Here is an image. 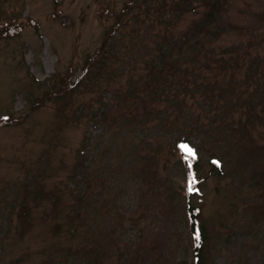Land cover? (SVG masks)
<instances>
[{"label": "rangeland", "instance_id": "374dc122", "mask_svg": "<svg viewBox=\"0 0 264 264\" xmlns=\"http://www.w3.org/2000/svg\"><path fill=\"white\" fill-rule=\"evenodd\" d=\"M125 1H2L4 13L34 24L0 39V116L20 115L49 89L56 70L65 74L69 63L80 66L102 50L71 96L62 91L21 124L0 128V264H187V227L173 190L183 169L170 151L182 135L200 147L202 175L210 155L225 159L222 174L207 175L192 198L208 226L207 264H264V69L253 77L239 59L248 53L256 64L264 60V0H219L211 28L218 36L202 31L187 46L178 32H189L216 0L141 1L108 35L111 24L98 11L118 12ZM162 54L177 69L165 71ZM182 56L223 58V68L192 71ZM233 56L240 66L228 72ZM104 64L109 78L96 73ZM142 199L144 218L131 223ZM162 225L166 242L157 238ZM138 227L144 240L134 237Z\"/></svg>", "mask_w": 264, "mask_h": 264}, {"label": "trees", "instance_id": "16d2710c", "mask_svg": "<svg viewBox=\"0 0 264 264\" xmlns=\"http://www.w3.org/2000/svg\"><path fill=\"white\" fill-rule=\"evenodd\" d=\"M2 1L3 0H0V8L2 7ZM141 1H146V0H139V1H137V0H126L123 3V6L121 7L120 11H118V12H114L112 8L108 9V7L98 11V14L101 16L100 17L101 20L104 23L110 22V24H111L110 29L107 32L108 35L113 34V32H115V29H119L120 27L123 26L125 16L129 15L131 10L134 7L135 8L138 7V5H140L139 3ZM206 6H208V8H209L207 10L206 14L203 16V18L199 19L198 22H194L191 25V27L189 28V32H183V33H181L180 31L178 32V34H179V40H178L179 45L185 44V46H187L191 43V41L196 42L197 37L202 33V31L207 32V33L209 32V33H211V35H213L215 37L218 36V31L216 29H214L212 31L211 28L217 27L216 25H217L218 21L215 22V16L214 15L219 10V0H216V1L211 2V3H207ZM256 13L260 14L259 12H256ZM258 14L254 15V16L257 18ZM20 15L21 14L18 12L17 13H10V14H9V12L4 13V10L0 9V39H12L14 37H17V36H19V34L23 31V29L28 24H31V25L34 24V21L30 22V17H26V19L29 20V23H24L23 21H20L19 20ZM181 15H182V13H180V17H181ZM167 33H168V30H166L164 33H162L164 40H166V38H168ZM244 35H245V32H244ZM249 35H251V32H249ZM245 37H246V35H245ZM261 40H264V36L261 37ZM249 42H251V43L257 42V38L252 37V38H250ZM246 44H249V43L246 41ZM251 45L249 44L248 46L243 47V48L245 50H249V49H251ZM235 49H239V48L235 47ZM101 50H102L101 48L96 49L94 51V53L87 55L80 66L69 63L67 66V70H66L65 74L59 70H56L54 72V74L51 75V77H50V79L53 82L48 87L49 89L43 90L41 92L40 96L37 95V96L31 97L28 101L29 106L20 115L12 116L9 113L7 115L0 116V128L5 127V126H16V125L21 124L30 115L31 112H33V111L39 109L41 106H43L46 100H51L53 97L60 96L59 93L62 91L69 93V96H71L74 93L73 92L74 89L76 88V86L80 83L81 79L83 78V75L90 72V68L95 63L96 57L98 56V54ZM182 50H183V48L181 49L178 46V52H181ZM109 53H110V51L103 52L102 57L104 58V60L110 56ZM249 56L250 55L248 53H246L245 58H244L243 54H241V55H239V59H240L241 63L247 69L248 68L254 69L253 70L254 73L252 76L255 77L257 70H259V69L263 70L264 69L263 64L260 63L261 61H264V60H260L256 64L257 58L251 60L249 58ZM151 58H150V62H151ZM159 61L162 63V67H164L165 71L177 69V68H175L174 65L169 64L167 62V56L164 54H162L159 57ZM180 61L184 64H187L192 69V71L196 66H200V65H205V66L217 65L222 70V68H223L222 64L224 63L223 58L218 59V58H215L214 56L206 57V59L204 61L200 60L198 57L190 58L189 56H186V57L182 56L180 58ZM194 61H195V63H194ZM229 61L231 62L230 66H225V69L228 67V72H229L230 67L232 69H234L235 66H240V64L237 63V61H236V56H233L232 58H230ZM148 63L149 62H145L144 67ZM96 68H98V71H96V73H98L97 75H100L102 72H104V76H107V78H109V71L106 68V64H104L103 67L101 65V66H98ZM77 69H80L81 72H80V74L75 76ZM225 69L223 72H219V74H218V72L217 73L212 72L211 77H214L215 75H219L220 77H222V74L226 73ZM262 70H261L259 76L263 73ZM179 71H180V65H179V60H178V72ZM196 75L198 77H201V78H203V76L205 75V79H207V77H209V74L202 75L201 71L197 72ZM179 77L180 76H178V80H179ZM201 82H202V80H201ZM187 85L188 84H185L184 86H187ZM206 86H208V88L212 89V86L210 87L209 82ZM213 88H214V90H217L220 87H218V85H216ZM218 90H220V89H218ZM191 92L193 94V97H195V95H196L195 91H191ZM199 92H201V91H199ZM230 92H231V94H229V95H235V94H233L234 88H232L230 90ZM207 96H208V98L211 99L210 95H207ZM236 97H237V99L240 98V93H239V96L237 93ZM182 104H184V103H182ZM61 105L62 104H59L60 107H61ZM146 107L148 108L147 103H146ZM260 111L262 113H264L263 108H260ZM221 119L222 118H220L219 120H221ZM221 121H223V119ZM183 141H185L184 135L175 138V140L170 145V151L174 154L175 157L178 156V159H175V160L181 161L182 169H183V175L181 178L182 183H177L176 185H174L173 190L179 196L180 205L182 207V212L184 214L185 224L187 227V229H186V231H187V243L186 244L187 245L186 246H187V250L190 254V259L187 261V264H207V253H208L209 238H210L209 232H208V226L202 218V206H201V204L200 203L199 204L194 203L192 201V198L194 195H197V194L200 195V188L203 186L204 181L207 179V175L213 174V173H216L219 175L222 174V172L225 169V165H224L225 159L223 156L210 155L207 158V164L209 165V168L207 170V175H202L201 169L206 164L204 165L205 161H203L201 158L200 147L198 145H195V144H190L191 145L190 148L195 152V159H192L191 157H189L186 160L185 159L186 153L184 151H182V149L180 147L181 145H183ZM158 154L160 155L159 157H161L163 155L161 150H159ZM168 160L169 159H167V161ZM213 161H218L219 164L213 163ZM189 164H191V168H189ZM162 165L165 167L164 164H162ZM159 167H161V166L159 165L158 167H156L153 170V176L155 178L157 177V174L159 172V170H158ZM161 168L164 169L163 167H161ZM142 172H144V168L142 169ZM190 172L194 175L195 181H196L195 184L193 185L194 190L191 192L188 191ZM153 186H155V185H153ZM92 188H93V186H91L90 189H92ZM92 191H90V193H92ZM151 191H152V193L157 192V186L155 188H152ZM87 192H89V191H87ZM88 195L83 194L81 197L84 200V198ZM83 204L87 207L90 203L86 200L83 202ZM137 209L138 210H137L136 214L133 216L134 219L130 220L131 223H133L134 220H136V222H137L140 219L144 218V214H145L147 208L145 207V205L143 203V199L140 201ZM158 210H160V211L162 210L159 205L155 209V212L157 214L155 221L159 222V224L157 226L160 227L161 221L158 220L159 219V217H158L159 211ZM72 212L73 211L70 210V212L67 215L70 216L72 214ZM78 214H80V213H78ZM161 214L163 215L162 212H161ZM129 218H132V216H129ZM144 231L145 230L142 227L136 228L134 237L137 236L138 240H144V236H143V235H145ZM118 232H119V234H122L124 232L123 234L127 235L126 231L119 230ZM157 232H159L161 234L160 236L157 237L158 242H159V240L166 242V240L168 238V231L164 228L163 225L160 229L158 228ZM197 232L200 234V238L198 241L195 239V233H197ZM178 237H179V241H180V238H181L180 234H174L173 233L172 236H170L169 238L178 242ZM121 241L124 242L125 240H123L121 238ZM68 248H66V250ZM134 253H137V251H134ZM119 256H122V254H120ZM159 257H161V255H159ZM160 260L161 259H157L154 262L160 263ZM131 261L138 264L136 259H131ZM181 263H178V264H181Z\"/></svg>", "mask_w": 264, "mask_h": 264}, {"label": "snow or ice", "instance_id": "6c2138e0", "mask_svg": "<svg viewBox=\"0 0 264 264\" xmlns=\"http://www.w3.org/2000/svg\"><path fill=\"white\" fill-rule=\"evenodd\" d=\"M6 119V118H5ZM182 151L186 153L185 159L187 160L189 157L192 159H195V152L187 145H181L180 146ZM213 163L219 164L218 161H213ZM189 168H191V164H189ZM195 177L194 175L190 172L189 174V186H188V191H193V185L195 184ZM200 238V234L197 232L195 233V239L198 241Z\"/></svg>", "mask_w": 264, "mask_h": 264}]
</instances>
